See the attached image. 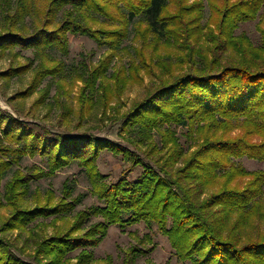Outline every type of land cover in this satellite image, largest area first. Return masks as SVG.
Wrapping results in <instances>:
<instances>
[{"label":"trees","instance_id":"16d2710c","mask_svg":"<svg viewBox=\"0 0 264 264\" xmlns=\"http://www.w3.org/2000/svg\"><path fill=\"white\" fill-rule=\"evenodd\" d=\"M205 1L211 17L203 25ZM0 7V54L11 53L17 59L22 50L33 51V57L23 63L12 60L1 75L8 79L31 71L28 85L16 95L28 97L38 92L35 104L44 103L50 95V84L41 87L44 80L65 72L64 61L50 58L48 50L68 54L69 34H87L109 45V52L98 64L82 74L78 96L81 109L90 110L99 103L104 112L111 95L108 81L121 90L128 81L136 80L131 73L135 69L126 75L124 65L108 73L136 16H142L137 25L146 24L147 30L159 37L172 33L184 46L193 38L198 44L207 28L208 40L214 43L211 59H202L204 65L197 73L188 71L170 84L158 86L124 114L123 129L127 124L138 128L142 135L139 142L152 147V153L166 149L151 158L158 169L128 147L91 135L57 133L23 119L17 108L14 114L0 105V188L7 170L25 155L44 156L48 167L47 172L37 174L17 171L5 184L4 194L13 209L6 224L27 228L39 217L72 211L80 199H65L72 193L68 183L59 204L50 202L54 201L53 191L44 204L33 207H22L20 198L28 191L30 180L73 162L84 168L93 193L104 203L77 211L64 233L34 240L31 261L13 250L24 254L25 245L18 247L0 237V264H62L63 258L78 248L82 251L75 264H89L93 253L88 248L97 246L111 225L140 221L156 222L179 257L193 264H264V234L260 240L249 238L252 241L239 246L236 233L255 214L264 218V170L248 171L234 160L246 156L264 161V0H0ZM94 13L104 16L98 28L90 23L91 19L98 21ZM28 15L33 26L26 22ZM257 18L261 41L254 44L247 33L237 34L236 29L241 22ZM145 42L136 51L141 59L145 58ZM228 51L230 56L221 61ZM166 124L169 129L162 133ZM172 124L187 125L194 139L201 137L199 147L181 166L178 161L185 150L169 127ZM154 128L160 133L161 146L148 142ZM105 149L122 155L130 162V170L141 166V175L136 180L122 175L116 181H106L97 164ZM214 186L211 197L201 200ZM92 216L100 219L86 227ZM169 218L170 227L166 224ZM143 251L132 249V256L123 264H133L137 253Z\"/></svg>","mask_w":264,"mask_h":264},{"label":"rangeland","instance_id":"374dc122","mask_svg":"<svg viewBox=\"0 0 264 264\" xmlns=\"http://www.w3.org/2000/svg\"><path fill=\"white\" fill-rule=\"evenodd\" d=\"M192 1L190 0V2ZM210 13L209 5L205 1L204 17L201 20L203 25H206L209 21ZM93 16L98 18V21L95 22L91 19L90 23L95 28L100 27L101 21L104 22V16L97 13H94ZM140 18L142 16H136L131 21L128 27L129 36L123 40L121 48L118 50V54L115 55L108 70L110 75L114 68L124 65L125 74L127 75L129 69L132 71V68H134L136 74L134 72L131 73L132 75L134 74L133 76L136 77V80L128 81L127 85L122 87L121 90L118 89L112 80L108 81L111 85V95L105 112L99 103H96L95 107L90 110L81 109L82 106L78 99L82 86V74H85L87 67L96 66L99 60L109 52L107 43L97 42L87 34H69L68 54H63L57 49L48 50L50 58L64 61L65 72L55 77L49 76L44 80L41 87L50 84L51 88L49 97L42 104H35L39 95L38 92L28 97L16 95L17 91L23 90L28 85L32 77L31 71L8 79L1 75V72L10 66L12 60L16 64V62H25L28 57L32 58V49L22 50L21 55L17 59L13 58L11 53L0 54V105L14 114V109L17 108L22 111L23 119L36 122L57 133L67 136L91 135L128 147L139 154L145 162L158 169L151 158L159 157L166 149L152 153V147L145 145L141 141L139 142L142 135L137 132L138 128H133L127 124V127L125 126L126 128L123 129L124 114L136 102L143 99L146 94L156 90L158 86L170 84L174 78L188 73V71L197 73L198 69L204 65L202 59H211L210 49L214 48V43L208 40L207 28L202 33L198 44L193 38L189 39L186 46H184L183 40L177 41L172 36V33H169L172 37L170 39L168 38L170 37L169 35L159 37L147 30L146 24L137 25V21ZM212 19L215 21L216 16L212 17ZM259 19L241 22L236 29V33L245 32L254 44H259L261 41V34L257 28ZM2 21L3 17L0 7V28L2 27ZM26 22L29 26L34 24L32 17L29 15L26 17ZM111 26V28L115 27L114 24ZM212 26L215 27V24L212 23ZM175 28L173 27V29ZM173 39L175 42H173ZM145 40L148 45L143 50L145 52L143 60L136 51L141 48ZM15 50H18V48ZM190 51L193 52L191 57L189 55ZM229 53L228 51V53L222 55L220 60H227L230 56ZM169 127L176 132L175 135L179 139V145L185 150L183 158L178 161V166H181L182 160L190 156L199 147L198 144L201 137L194 139V135L192 137L189 134L187 125L172 124ZM167 129L169 128H167L166 124L160 130L163 133ZM213 131L214 133H219L216 130ZM151 133L152 137L148 139L150 145L156 143L161 146L160 133L155 128ZM234 160L248 171L264 170V161L251 159L246 156ZM97 164L99 170L106 176V181H116L122 175L129 180H136L143 170L141 166H136L134 170H130L129 161L125 160L122 155H114L110 150L106 149L99 154ZM41 170L48 171L47 161L44 156L39 154L35 156L25 155L7 170L0 188V237L18 247L25 245L24 254H20L16 249L13 250L17 256L27 261L32 260L29 254H34V240L59 232L64 233L73 224V218L77 211L93 204L104 205L93 193L87 172L78 162H73L54 173H46L41 177H35L30 180L28 191L20 198V204L22 207L42 205L47 201L49 191L54 192V201H50L51 204L62 203L60 199L65 197V184L68 183L72 193L65 199L67 201L73 198L80 199V201L76 202L75 208L64 215L39 217L27 228H22L21 226L11 227L13 225L6 224V221L10 220L13 209L8 204L4 194L5 184L12 179L17 171L37 174ZM214 189L215 186L208 188L201 200L210 198ZM258 214L252 217L251 222L246 223L243 228L236 231L241 240L238 243L239 246L252 241L249 238L254 240L263 238L264 218H259ZM98 219L100 217L92 216L85 226L88 227ZM166 224L170 227V218L167 219ZM138 248H143L144 251L137 253V257L135 255L136 259L133 264H193L191 260H183L179 257L169 237L159 229L158 224L154 221H140L127 226L120 224L111 225L103 240L97 246L88 248L93 253L89 264H108L109 260H111L112 264H123V261L128 260L132 256L131 250ZM81 251V248H78L66 255L62 264L77 263Z\"/></svg>","mask_w":264,"mask_h":264}]
</instances>
